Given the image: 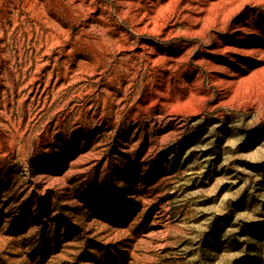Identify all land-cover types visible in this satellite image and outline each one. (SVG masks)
<instances>
[{
	"label": "rangeland",
	"instance_id": "1",
	"mask_svg": "<svg viewBox=\"0 0 264 264\" xmlns=\"http://www.w3.org/2000/svg\"><path fill=\"white\" fill-rule=\"evenodd\" d=\"M0 264H264V0H0Z\"/></svg>",
	"mask_w": 264,
	"mask_h": 264
}]
</instances>
